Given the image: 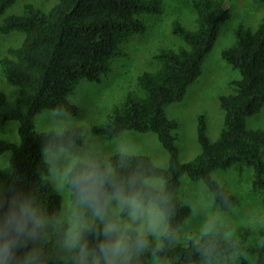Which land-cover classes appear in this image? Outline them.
I'll return each mask as SVG.
<instances>
[{
	"label": "clouds",
	"instance_id": "clouds-1",
	"mask_svg": "<svg viewBox=\"0 0 264 264\" xmlns=\"http://www.w3.org/2000/svg\"><path fill=\"white\" fill-rule=\"evenodd\" d=\"M39 119L41 183L31 192L0 184V264H264V193L247 170L171 175L146 138L98 131L89 109L81 117L55 104ZM237 229L260 238L242 243Z\"/></svg>",
	"mask_w": 264,
	"mask_h": 264
},
{
	"label": "trees",
	"instance_id": "trees-1",
	"mask_svg": "<svg viewBox=\"0 0 264 264\" xmlns=\"http://www.w3.org/2000/svg\"><path fill=\"white\" fill-rule=\"evenodd\" d=\"M16 2L0 0V31L24 35L21 44L7 49V55L0 59L1 74L15 86L14 98L0 91V125L16 121L19 135L18 141L0 136V156L9 152L7 163L0 167V184L31 192L41 183L46 141L35 128V117L46 107L61 103L76 114L78 108L70 102V94L83 79L100 82L112 69V58L123 53V41L145 32L141 15L161 13L163 1L56 0L48 10L24 3L20 13L5 15ZM192 7L194 28L179 19L172 22L171 31L182 42L154 54L157 68L138 74L135 88L127 90L111 108L98 131L124 127L154 132L169 154L171 175L176 166L193 176L219 164L252 168L253 188L264 193V129L246 125L248 116L264 108V16L256 29L240 25L235 42L222 51L223 60L240 73V78L229 82L231 93L219 96L224 118L218 138L211 141L206 116L198 115L201 151L190 161H180L178 122L167 115L166 107L184 99L189 86L202 74L220 27L231 17L222 0H194ZM41 193L50 210L59 206L60 197L50 188H42ZM236 234L246 244L260 238L255 230L237 229Z\"/></svg>",
	"mask_w": 264,
	"mask_h": 264
},
{
	"label": "rangeland",
	"instance_id": "rangeland-1",
	"mask_svg": "<svg viewBox=\"0 0 264 264\" xmlns=\"http://www.w3.org/2000/svg\"><path fill=\"white\" fill-rule=\"evenodd\" d=\"M163 11L158 14H142L146 23L143 33L133 34L122 43V54L112 58V69L103 76L100 82L83 79L70 94L69 100L76 105L81 117L88 109L99 123L106 119L107 113L118 103L127 90L135 88L138 74L157 68L154 54L161 48H176L182 42L172 31V22L179 19L189 28L195 26L194 0H162ZM230 10L231 17L222 24L218 31L217 41L213 49L206 55L202 66V74L192 83L182 101L174 102L166 107V113L178 122L176 144L179 148L181 162L194 159L201 151L197 141V117L204 114L207 119V134L215 141L223 126L224 111L219 103V96L229 94L232 89L229 82L240 78V73L227 64L222 58V51L235 42V30L240 26L256 29L264 16V2L254 0H222ZM56 0H17L5 15L20 13L24 3H32L48 10ZM2 18L0 17V26ZM24 35L19 32L4 34L0 31V59L7 55V49L17 47L23 41ZM0 91L9 98L15 97V86L7 81L0 72ZM42 112V111H41ZM40 112V113H41ZM39 113V114H40ZM39 114L35 117V128L41 131ZM14 124L17 126L13 127ZM249 129H264V108L246 118ZM147 139L152 152L160 160L169 165V154L161 145L154 132L140 133ZM0 136L12 141H18V123L9 121L0 125ZM9 152L0 156V167L7 163ZM264 160V151H263ZM239 170V169H238ZM254 177L252 168H243ZM251 189L262 193L260 190Z\"/></svg>",
	"mask_w": 264,
	"mask_h": 264
}]
</instances>
